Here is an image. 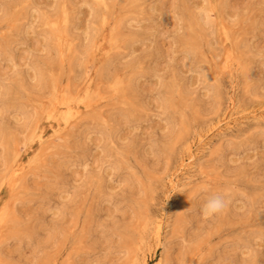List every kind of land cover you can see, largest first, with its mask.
<instances>
[{
    "label": "rangeland",
    "instance_id": "obj_1",
    "mask_svg": "<svg viewBox=\"0 0 264 264\" xmlns=\"http://www.w3.org/2000/svg\"><path fill=\"white\" fill-rule=\"evenodd\" d=\"M63 1L58 26L68 25L70 50L52 26ZM106 2L103 26L97 0H0V175L13 163L14 138L15 161L35 160L18 190L0 188V207L9 202L0 264H129L144 252L150 264H264V0ZM233 48L246 73L238 82L224 61ZM88 79L91 106L72 118L67 139L34 158V126L50 131L38 108L55 99L53 82L77 93ZM236 96L241 112L232 117ZM209 126L211 150L193 161L203 169L180 171L188 141ZM169 173L191 175L186 199L164 184ZM212 193L227 204L205 215ZM146 213L167 225L161 246Z\"/></svg>",
    "mask_w": 264,
    "mask_h": 264
},
{
    "label": "bare ground",
    "instance_id": "obj_2",
    "mask_svg": "<svg viewBox=\"0 0 264 264\" xmlns=\"http://www.w3.org/2000/svg\"><path fill=\"white\" fill-rule=\"evenodd\" d=\"M97 1L103 5V7L101 8V14H100L101 17L100 18L102 19L101 22L103 23V26H105V24H106V22H107V20L109 18L108 12L110 11V7H108V4L106 2L107 0H97ZM61 6H62L61 7V12L58 14V17H57L58 22L55 23L57 20L54 21L53 18H52V20H50L49 23L54 21L52 23V26L56 30L55 31V35H56V39H57V43H58L59 47L62 48V49L70 50L73 47H75L76 44L72 43L70 41V39L68 38V35H67V33H68V25H65L63 28L60 27V25L58 26V24L60 22H62V20L63 21L66 20V14L68 12L65 1H63L61 3ZM15 15H16L15 13L12 14L13 18L15 17ZM46 22H48V21H46ZM108 24H109V22H108ZM103 26H101V28ZM212 27H214V26H212ZM218 31L221 34H223L226 39H228L231 36V34H232L227 22H225V21H223V22H221L219 24ZM116 33H117V29H113L111 34L109 35L110 39H108L109 41H107V42H109L111 44H114L115 38H116ZM99 35H101V38H97L96 37L97 39L94 38L90 42V45L88 47L90 49V51H88V55L91 54V52L94 51V49L97 48V46L99 44V41H101V43L99 44V45H101L102 42L106 39V34L103 33V31H102V33L98 34L97 36H99ZM112 47L114 48V46H112ZM92 55H93V53H92ZM76 56H77V54H76ZM235 57H236L235 49L234 48L230 49V50H228L225 53L224 61L227 63L226 68L230 69V75H231L233 81L238 82V80H237L238 78H241V79H245L246 78V73H245L244 63H239V62L235 63L236 62L235 61ZM231 65H234V67L231 68ZM48 72H50V71L48 70ZM42 73H44V72H42ZM236 73H238L240 75L237 77ZM117 75H118V73H117ZM19 79H21V78H19ZM91 79L86 80V83L84 84V87L82 89H79L77 93L65 92V90L63 91V90L60 89V87H59L60 84L58 83V81L55 80L53 82V86L52 87H53V90H54L53 94H55V99L52 100V104L49 107L42 106V108L40 107L41 111H40V108H38L39 111L37 109V111L40 112V114L41 113L45 114L44 115L45 119H48L50 121V123H51L50 124V131H47L46 129H44V127H41V126H36V127L34 126V128H33V137L37 141V145H38V149H39L37 151L38 153L35 155L34 158H37V159L40 160L42 158V156L49 149H51V147H53L56 144L57 141L65 139V138L66 139L68 138L67 136H68V134H70L69 133V131H70L69 127H70V123L72 121V118H76V117L81 116L83 114V110L85 108L88 109L91 106V104H92V98L91 97H92L93 91H92V80ZM94 81H96V79ZM118 84H119V82H118ZM96 89H98V86H96ZM51 94H52V91H51ZM97 96L98 95H96V97ZM52 97H54V96L52 95ZM54 100H55V102H53ZM98 100H100V98ZM238 102H239V97L236 96V97H234L232 99V101L230 103V106H231L230 110H232L231 113H230V116H232V117H233V115L236 112H238V111L241 112V110L238 109ZM47 104L48 103H46V105ZM57 105L58 106L59 105L62 106V109H63L59 114H55L54 113V108H55L54 106H57ZM74 108H75V112L73 111ZM39 117H41V116H39ZM38 118L36 120H38ZM259 118L261 120H264V116H260ZM226 119L227 118H225V117L223 118V120H221V118H219L217 121L218 122L225 121V123H226V122H228V120H226ZM212 132H213L212 126H209V128H207L206 130H204V131H202L200 133H197L192 138V140L188 141V143L186 145V148H185V150H183L184 152L182 153V155L180 157V159H181V162H180V166H181L180 169L181 170L179 169L180 171H182L183 169H187V168L191 169V170L192 169L193 170H199V169L201 170L202 167L200 165H196L195 162H193V161L195 159V155H197L200 151L206 150V149H210L211 150L212 141H206V140H207L208 136L210 134H212ZM8 135H9V133H8ZM13 136H15V134ZM31 140H29V141H31ZM17 142L18 141L14 138V144L12 146V159H13L12 162L13 163L10 165L9 168L6 167L8 169H6L7 171L2 176L0 175L1 176L0 177V188L2 187V185H6L8 187V189H10L12 192H13V190H16L18 188L21 179L23 180L24 178H27V176H28L27 175L28 174L27 170L29 169L28 166L32 165L31 163L34 160V159H32L33 158V156H32L31 159L30 158L28 159L29 160L28 164H25L23 162V160H22V162L21 161H19V162L15 161V160H17V158L19 156V153H20V149L18 147V143ZM185 161H187V162H185ZM184 172H186V170ZM172 173H169L166 176L164 184L167 185L169 188L171 187L172 189L176 190L178 195H185V199H186V196H188V193L190 192L188 189H192V187L190 186L191 182L189 181V179L191 178V175L185 176L184 177V181H181L180 178H178L176 181H174L175 179L173 178V174ZM203 176L206 177L208 175L206 173H204V171H203ZM215 179H218V178L216 177ZM7 200H6V202H7ZM16 200L13 199L11 205H14ZM8 203H5V204H7V206H8ZM7 206L0 207V246H1L2 242H3L2 239H1V235H2L3 228H4V223L6 222L7 218L9 217V215H8L9 207H7ZM14 210H16V209H14ZM14 210H12V211H14ZM145 217L147 218L146 219V224H148V226L151 225V227L153 229V231H152V239H153V241L155 243L154 245L155 246L163 245L164 242H165L164 240H165V237H166V233L168 231V230H166L167 225L166 226L164 225L163 218L161 216H155V217L153 216L152 217V216H150L147 213H146ZM144 251H145V249H144ZM151 254H152L151 252H146V253L144 252L143 254L139 255V257H135L136 255L135 256L133 255V258H131L130 261L132 260L134 264H150L149 256ZM130 261H129V264H131ZM153 264H167V263H166V259H163V258L160 257V260H158L156 263H153ZM198 264H204L203 258H200V262Z\"/></svg>",
    "mask_w": 264,
    "mask_h": 264
},
{
    "label": "clouds",
    "instance_id": "obj_3",
    "mask_svg": "<svg viewBox=\"0 0 264 264\" xmlns=\"http://www.w3.org/2000/svg\"><path fill=\"white\" fill-rule=\"evenodd\" d=\"M227 201L225 194L223 193H212L205 198L202 205V210L205 215H212L226 207Z\"/></svg>",
    "mask_w": 264,
    "mask_h": 264
}]
</instances>
